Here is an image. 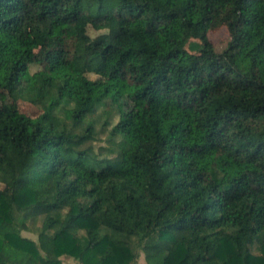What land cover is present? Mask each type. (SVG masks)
<instances>
[{
	"label": "trees",
	"instance_id": "obj_1",
	"mask_svg": "<svg viewBox=\"0 0 264 264\" xmlns=\"http://www.w3.org/2000/svg\"><path fill=\"white\" fill-rule=\"evenodd\" d=\"M0 91V264H264V0H0Z\"/></svg>",
	"mask_w": 264,
	"mask_h": 264
},
{
	"label": "rangeland",
	"instance_id": "obj_2",
	"mask_svg": "<svg viewBox=\"0 0 264 264\" xmlns=\"http://www.w3.org/2000/svg\"><path fill=\"white\" fill-rule=\"evenodd\" d=\"M96 34H97L96 32L89 30L90 36L93 37ZM207 37L208 40L211 42V44L214 46L215 51L218 53H220L226 47V44L229 41V35L225 28H220L215 31L209 32L207 34ZM30 71L31 72L35 71V68H31ZM10 102L11 100L9 99L7 94L4 91H0V104L10 103ZM17 105L19 112L30 118H35L40 114V111L38 109L27 103L19 101ZM103 145H105V136H99L98 140L95 141V146H103ZM202 163L204 165H210V164L217 165L227 170H231L233 167V165H231L228 162L227 158L224 155L217 153H212L208 157L203 158ZM1 188L2 186L0 185V189ZM18 230L23 237L32 239L34 241L36 240L35 235L27 232L22 226H19ZM62 261L64 264H79L77 261L72 260L70 258H63ZM138 264H145L143 255H140V257L138 258Z\"/></svg>",
	"mask_w": 264,
	"mask_h": 264
}]
</instances>
